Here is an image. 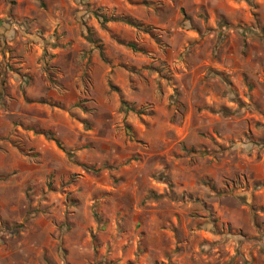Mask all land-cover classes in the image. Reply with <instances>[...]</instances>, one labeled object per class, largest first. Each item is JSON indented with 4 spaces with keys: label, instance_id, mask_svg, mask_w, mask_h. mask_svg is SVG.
<instances>
[{
    "label": "clouds",
    "instance_id": "obj_1",
    "mask_svg": "<svg viewBox=\"0 0 264 264\" xmlns=\"http://www.w3.org/2000/svg\"><path fill=\"white\" fill-rule=\"evenodd\" d=\"M0 264H264V0H0Z\"/></svg>",
    "mask_w": 264,
    "mask_h": 264
},
{
    "label": "rangeland",
    "instance_id": "obj_2",
    "mask_svg": "<svg viewBox=\"0 0 264 264\" xmlns=\"http://www.w3.org/2000/svg\"><path fill=\"white\" fill-rule=\"evenodd\" d=\"M117 43H119V42H117Z\"/></svg>",
    "mask_w": 264,
    "mask_h": 264
}]
</instances>
